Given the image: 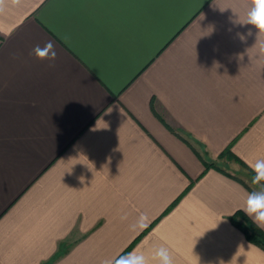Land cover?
Segmentation results:
<instances>
[{"label": "crops", "instance_id": "0c3cea01", "mask_svg": "<svg viewBox=\"0 0 264 264\" xmlns=\"http://www.w3.org/2000/svg\"><path fill=\"white\" fill-rule=\"evenodd\" d=\"M246 13L240 0L0 2V264L160 246L174 264H264L231 219L248 169L220 157L264 159L257 30L234 23ZM48 41L55 61L33 52Z\"/></svg>", "mask_w": 264, "mask_h": 264}, {"label": "clouds", "instance_id": "9594fccd", "mask_svg": "<svg viewBox=\"0 0 264 264\" xmlns=\"http://www.w3.org/2000/svg\"><path fill=\"white\" fill-rule=\"evenodd\" d=\"M240 3L247 9L246 20L241 22L238 18L234 23L252 25L257 30L256 44H258V53L256 60L264 67V40L260 39L264 37V0H240ZM248 35H251V31H249ZM240 39L244 40L245 36L240 35ZM33 52L36 58L41 61H55L57 57L55 45L52 41H48L43 48L37 45ZM240 59H243V56ZM250 167L255 173L252 178V184L262 185V182H264V159L257 160ZM241 210L252 220L257 228L264 230V185L261 186L260 190L248 193L245 205ZM146 222L147 217L141 214L137 222L131 226L132 230H143L146 227ZM103 264H174V260L169 249L160 246L151 250L150 254H146L144 250L137 251V249H133L131 252L113 258L110 262L104 261ZM218 264H225V262L221 259Z\"/></svg>", "mask_w": 264, "mask_h": 264}, {"label": "trees", "instance_id": "16d2710c", "mask_svg": "<svg viewBox=\"0 0 264 264\" xmlns=\"http://www.w3.org/2000/svg\"><path fill=\"white\" fill-rule=\"evenodd\" d=\"M220 157H227L229 159L240 161L242 165H244L248 169V175L250 180L252 181V178L255 173L244 161H242L236 154H234L230 150V148H227L224 152H222L220 154ZM205 163L207 167L215 166L217 168H220L216 161L205 160ZM246 185L251 191H254L260 190L261 186L264 185V182H262V185H253L252 183L250 185L246 183ZM231 219L233 223L245 233V235L250 241L264 248V230L257 228L256 225L252 222V220L249 219L242 210H238L235 214H233Z\"/></svg>", "mask_w": 264, "mask_h": 264}]
</instances>
